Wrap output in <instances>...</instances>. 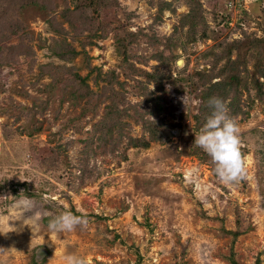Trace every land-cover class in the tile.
Returning a JSON list of instances; mask_svg holds the SVG:
<instances>
[{"label": "rangeland", "instance_id": "obj_1", "mask_svg": "<svg viewBox=\"0 0 264 264\" xmlns=\"http://www.w3.org/2000/svg\"><path fill=\"white\" fill-rule=\"evenodd\" d=\"M24 1L0 6V264H62L66 254L264 264L262 1L105 0L99 14L76 0ZM116 38L128 43L124 66ZM225 68L240 80L208 95L229 103L240 128L246 177L231 184L193 142L210 114L206 86ZM112 104L120 134L100 140L93 124ZM25 197L35 207L22 213ZM64 211L86 214L87 227L48 231Z\"/></svg>", "mask_w": 264, "mask_h": 264}, {"label": "clouds", "instance_id": "obj_2", "mask_svg": "<svg viewBox=\"0 0 264 264\" xmlns=\"http://www.w3.org/2000/svg\"><path fill=\"white\" fill-rule=\"evenodd\" d=\"M207 104L210 114L193 142L210 157L214 165V175L220 182L225 184L238 182L246 177V166L240 152V128L230 115L228 103L224 99L210 97ZM21 206L22 213H25L31 211L35 204L30 198L25 197L21 201ZM88 223L86 214L75 215L71 211H64L48 219L47 230L60 234L71 232L77 226L86 228ZM61 260L62 264H86L85 259L76 254L63 255Z\"/></svg>", "mask_w": 264, "mask_h": 264}, {"label": "trees", "instance_id": "obj_3", "mask_svg": "<svg viewBox=\"0 0 264 264\" xmlns=\"http://www.w3.org/2000/svg\"><path fill=\"white\" fill-rule=\"evenodd\" d=\"M86 1L87 2H81V0H76V2L79 5V6L77 5L78 8L93 7L92 11L95 12L96 14H99V12L97 10L99 7V1H101L100 5H102V6L108 5L105 0H86ZM261 1H262V6H263L262 11L264 12V0H261ZM23 3H25L24 0H0V6L2 5V9L5 10L4 12H7V11H14L15 12V9H17V7H21L23 5ZM192 14H194V13H192ZM186 17L189 18L190 25L181 21L178 24L179 25L178 28H182L186 25H189L192 29L193 21H191L190 15H187ZM8 27L13 30L12 32H15V30L17 28L16 26H12L10 24H8ZM263 32H264V28H263ZM202 36H203V32H202ZM256 41H261V40L257 39ZM115 42H116V49L118 48L117 51L121 52V54L123 55L124 59L121 60V62L124 66V64H128V61H126L128 57H126V55H125V51H126L128 43L126 42V40H121V38H116ZM173 42H178L180 44L182 43L180 40H175V41L172 40L169 42V44L173 45ZM3 50L4 49H2L1 51H3ZM15 50L16 49H12V51H15ZM6 51L11 52V49H8ZM223 71L224 72L220 73V75L218 74L219 79L216 82H212V84L206 86L207 90H206V93L204 94V99H205L206 104H207L208 99L210 98L208 93H210L212 91V89L216 90L217 92L225 93V92H228V90L230 89L232 84L236 82V80H237V82H238V80H240L239 70H238L237 75L235 73V68H233L232 70L225 68ZM154 76H155V79H159L158 77L160 75H154ZM160 78H161V76H160ZM262 87H263V85L258 84L257 88L255 90V94L260 95L261 96L260 98H262L264 100V92L261 90ZM110 97H111V100L114 101L116 99L115 93L112 92ZM237 97H238V94H234L232 96V101L230 102V106L232 107V114L238 112V107H233L235 104L234 102H235ZM206 113L207 114L210 113V110H209V112H206ZM102 117L103 118L97 124H93V130L98 132L97 137L100 140H104L106 137L112 136L114 131L116 133L120 134V132L117 131L116 126L120 127L123 124L121 121L122 117H121V113L118 112V110L114 104L106 107L105 113ZM146 129L152 135V136H150V140L159 141L158 140V134H157L158 131L156 130V128L153 125L146 127ZM131 139L130 140H131L132 146L137 145V146H141L144 148L148 146V141L146 139H144V140H142L141 138H131Z\"/></svg>", "mask_w": 264, "mask_h": 264}, {"label": "built area", "instance_id": "obj_4", "mask_svg": "<svg viewBox=\"0 0 264 264\" xmlns=\"http://www.w3.org/2000/svg\"><path fill=\"white\" fill-rule=\"evenodd\" d=\"M238 5L242 3L243 0H236ZM230 1L227 0V5L229 6Z\"/></svg>", "mask_w": 264, "mask_h": 264}]
</instances>
